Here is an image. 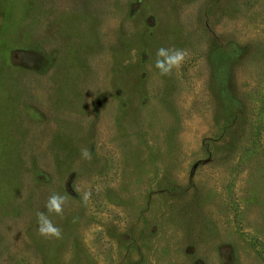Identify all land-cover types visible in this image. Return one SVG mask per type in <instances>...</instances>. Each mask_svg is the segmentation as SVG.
Segmentation results:
<instances>
[{
	"label": "rangeland",
	"instance_id": "1",
	"mask_svg": "<svg viewBox=\"0 0 264 264\" xmlns=\"http://www.w3.org/2000/svg\"><path fill=\"white\" fill-rule=\"evenodd\" d=\"M0 264H264V0H0Z\"/></svg>",
	"mask_w": 264,
	"mask_h": 264
},
{
	"label": "clouds",
	"instance_id": "2",
	"mask_svg": "<svg viewBox=\"0 0 264 264\" xmlns=\"http://www.w3.org/2000/svg\"><path fill=\"white\" fill-rule=\"evenodd\" d=\"M155 67L159 69L161 75H171L174 69H179L186 59L187 51L178 48H165L160 47L156 52ZM81 155L84 159H91V154L87 148L81 149ZM91 193L85 191L81 195L82 201L87 204L90 199ZM68 202V197L54 193L49 196L45 207L48 213H55L63 217L64 208ZM38 233L46 238L62 237V229L55 225L49 215L44 212L37 213Z\"/></svg>",
	"mask_w": 264,
	"mask_h": 264
}]
</instances>
